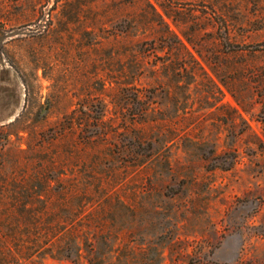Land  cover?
Segmentation results:
<instances>
[{
  "label": "rangeland",
  "instance_id": "obj_1",
  "mask_svg": "<svg viewBox=\"0 0 264 264\" xmlns=\"http://www.w3.org/2000/svg\"><path fill=\"white\" fill-rule=\"evenodd\" d=\"M60 128L69 250L0 264H264V0H0V149Z\"/></svg>",
  "mask_w": 264,
  "mask_h": 264
},
{
  "label": "trees",
  "instance_id": "obj_2",
  "mask_svg": "<svg viewBox=\"0 0 264 264\" xmlns=\"http://www.w3.org/2000/svg\"><path fill=\"white\" fill-rule=\"evenodd\" d=\"M69 133L60 128L50 137L43 135L29 143L26 149H18L20 156L9 157L10 162L6 157L11 152L0 149V259H30L56 246L60 252L69 250L68 245L59 246L72 230H77L66 215L68 190L60 189L64 200L58 210L53 208L55 204L49 197L52 183L65 179L63 174H66L60 173L63 169L59 168L58 146ZM100 136L96 132L85 143ZM53 172L59 175L58 179Z\"/></svg>",
  "mask_w": 264,
  "mask_h": 264
}]
</instances>
